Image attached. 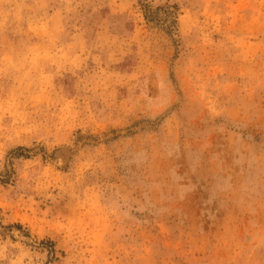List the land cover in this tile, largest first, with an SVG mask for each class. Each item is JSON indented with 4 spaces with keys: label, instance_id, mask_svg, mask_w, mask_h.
Returning <instances> with one entry per match:
<instances>
[{
    "label": "rangeland",
    "instance_id": "1",
    "mask_svg": "<svg viewBox=\"0 0 264 264\" xmlns=\"http://www.w3.org/2000/svg\"><path fill=\"white\" fill-rule=\"evenodd\" d=\"M0 264H264V0H0Z\"/></svg>",
    "mask_w": 264,
    "mask_h": 264
},
{
    "label": "trees",
    "instance_id": "2",
    "mask_svg": "<svg viewBox=\"0 0 264 264\" xmlns=\"http://www.w3.org/2000/svg\"><path fill=\"white\" fill-rule=\"evenodd\" d=\"M148 9L151 11V10H153L151 7H148ZM148 14H146V16H147Z\"/></svg>",
    "mask_w": 264,
    "mask_h": 264
}]
</instances>
